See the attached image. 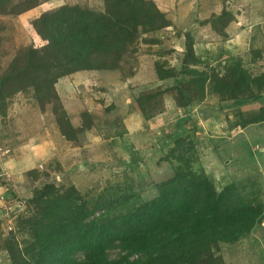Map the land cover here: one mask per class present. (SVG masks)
<instances>
[{"label":"rangeland","instance_id":"1","mask_svg":"<svg viewBox=\"0 0 264 264\" xmlns=\"http://www.w3.org/2000/svg\"><path fill=\"white\" fill-rule=\"evenodd\" d=\"M213 192L246 214L232 242L157 248L166 209L138 231L165 264H264V0H0V264H84L92 231ZM126 246L101 264H151Z\"/></svg>","mask_w":264,"mask_h":264},{"label":"trees","instance_id":"2","mask_svg":"<svg viewBox=\"0 0 264 264\" xmlns=\"http://www.w3.org/2000/svg\"><path fill=\"white\" fill-rule=\"evenodd\" d=\"M47 17L44 18L41 25L43 32L47 37H49L52 43H50V45L44 49V52L36 51V53L40 56L47 54L50 49H54L59 52L63 48V43L58 40L56 35L53 36L51 31H49L48 24L46 23ZM49 18L54 21V18L59 20L60 16H55L53 18V15H51ZM67 19L68 18H65L64 20ZM64 32L65 29L62 27L60 29V34L63 35ZM73 42L74 41H70L68 45H73ZM80 44L83 47L88 46V42L85 39L81 41ZM66 50H68V48H66ZM52 61L55 63L52 65L48 64L49 68L59 67L62 68V70L66 69L59 66L60 63L58 62V59L56 60V58L53 57ZM84 68L87 67L84 65L79 69ZM49 188H51V186L47 185L45 189ZM196 188L198 191L202 190V188L199 186H196ZM176 193L181 195L185 194L182 190L177 191ZM171 199L172 200H170L169 204L166 206L163 204H159V206H146L145 209L135 214L126 216L120 230L116 232L113 231L114 235H112L110 239H104V235L101 233L97 234L96 231H92L90 239H88V236L81 239V241L77 243L76 248L71 251V254L78 255L84 252L86 253V262L84 264H101L103 260L109 259V253H107L108 246L114 244L115 242L122 241L123 243L128 244V246H126L127 250L128 248L132 249V251H130L131 253H133V250L143 253H150L149 255L151 256V264H165L169 262L171 258H174L173 254H181V252L179 249L174 248H171L172 252H159L157 251V248L161 243L170 246L173 244H187L203 237L209 230L213 231L216 235V232L222 234L221 241L232 242L235 239L234 234H231L232 231L245 225L244 219L246 214H231L236 208H228V203L230 200L224 192H221L220 194L213 192L211 198H209L207 201L203 200L202 205H200V208L197 210L194 208L195 203H190L191 198L177 197ZM196 203L201 204L200 197L197 198ZM163 209L170 210L174 213L183 214L184 223L183 225H178L175 227V229H172V231L168 233L163 232L162 234H166L168 238L159 239L156 248V243L151 241L146 235L140 234V231L138 230L143 228L150 229V227H146V221L141 218L143 213L147 215L149 213L153 214V216L150 218L154 219V217H158L160 215ZM261 217V211L254 210L253 215L251 216L250 229H252L256 223L262 220ZM150 218H148V220H150ZM169 222L170 221H166L165 223L169 224ZM129 229H131V231H129ZM222 229L228 231V234L223 235ZM152 238L155 240V235ZM149 246H154L156 251H150ZM120 263V261L115 262V264Z\"/></svg>","mask_w":264,"mask_h":264}]
</instances>
